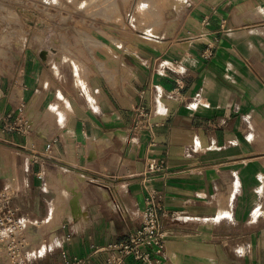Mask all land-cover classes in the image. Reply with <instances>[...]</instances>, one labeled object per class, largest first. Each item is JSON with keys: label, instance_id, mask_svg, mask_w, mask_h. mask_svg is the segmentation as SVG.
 Returning a JSON list of instances; mask_svg holds the SVG:
<instances>
[{"label": "crops", "instance_id": "crops-1", "mask_svg": "<svg viewBox=\"0 0 264 264\" xmlns=\"http://www.w3.org/2000/svg\"><path fill=\"white\" fill-rule=\"evenodd\" d=\"M183 13L178 43L136 44L108 76L76 72L86 92L43 51L0 72V195L30 220L31 245L49 221L38 264H106L141 227L144 178L170 231L162 264H264V0H187ZM140 106L153 131L135 129Z\"/></svg>", "mask_w": 264, "mask_h": 264}, {"label": "rangeland", "instance_id": "rangeland-1", "mask_svg": "<svg viewBox=\"0 0 264 264\" xmlns=\"http://www.w3.org/2000/svg\"><path fill=\"white\" fill-rule=\"evenodd\" d=\"M181 2L178 11L170 0H0V72L21 67L27 50L41 59L45 50L51 58L42 59L47 69L64 77L67 68L78 91L86 92L76 72L83 80L92 69L108 76L120 52H132L136 44L158 37L178 43L187 7V0ZM139 5L145 7L142 13ZM47 224L34 228L33 236L41 238L38 245L27 248L25 264H38L49 249Z\"/></svg>", "mask_w": 264, "mask_h": 264}, {"label": "built area", "instance_id": "built-area-1", "mask_svg": "<svg viewBox=\"0 0 264 264\" xmlns=\"http://www.w3.org/2000/svg\"><path fill=\"white\" fill-rule=\"evenodd\" d=\"M153 116L150 107H137L135 129L153 131L156 126ZM50 147L51 144H48L47 148ZM165 163V159L149 162L143 175L163 172ZM144 181L146 206L141 213V227L105 248L109 252L106 264H127L130 257L143 264H162L164 261V249L170 231L162 223V215L165 213L162 196L157 189L146 183L145 178ZM28 223L26 218L16 214L10 205V198L0 195V264H25L26 250L31 245L25 235ZM62 255L64 264L85 263L84 259L70 260L65 253Z\"/></svg>", "mask_w": 264, "mask_h": 264}, {"label": "bare ground", "instance_id": "bare-ground-1", "mask_svg": "<svg viewBox=\"0 0 264 264\" xmlns=\"http://www.w3.org/2000/svg\"><path fill=\"white\" fill-rule=\"evenodd\" d=\"M72 1H73V0H72ZM90 2H91V1H90ZM98 2H99V1H98ZM170 2L173 4L172 6H175L176 8H178V11H179V10H180V8H179V7H180V4L183 3L184 1L181 2V0H170ZM72 3H73V2H72ZM75 3H76V2H75ZM81 3H82V2H81ZM73 4H74V3H73ZM99 4H100V3H99ZM153 4H154V3H153ZM153 4H152V6H153ZM145 6H146V5H145ZM147 6H149V4H148ZM142 8H143V6H142V5H139L137 9H138V11H141ZM144 8H145V7H144ZM144 8H143V9H144ZM151 8H152V7H151ZM151 8H150V9H151ZM91 11H93V10H91ZM106 11H108V10H106ZM153 11H158V10H157V8H156V9L154 8ZM91 13H92V12H91ZM103 13H104V12H103ZM140 13H142V11H141ZM145 13H149V12L147 11V12H145ZM43 52H44V54H45V55H44V54H43V55L46 56V53H47V52H46V51H43ZM36 254H37V253H36ZM36 254H32L33 257H36V256L38 255V254H37V255H36ZM38 256H41V253H40V252H39V255H38Z\"/></svg>", "mask_w": 264, "mask_h": 264}]
</instances>
